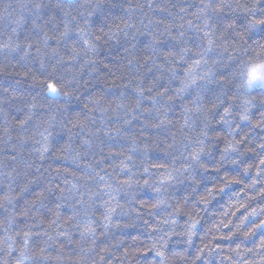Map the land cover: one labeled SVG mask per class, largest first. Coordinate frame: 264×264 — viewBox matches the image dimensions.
<instances>
[{
	"label": "snow or ice",
	"instance_id": "obj_1",
	"mask_svg": "<svg viewBox=\"0 0 264 264\" xmlns=\"http://www.w3.org/2000/svg\"><path fill=\"white\" fill-rule=\"evenodd\" d=\"M29 5L31 19L23 14V9ZM72 7L75 5L61 3L59 0L57 3H45V0H28L26 3H20L19 8H14L12 3L5 4L2 11L8 14L11 30L7 33L0 31V76L18 77L17 82L31 79L33 85H43L49 94H58L59 88L56 79L38 78V74H33L28 65L22 62L31 58L32 63H39L41 69H45L47 67L46 58L57 56V64L71 65L82 55V50L76 47L81 41L87 47L95 48V44L83 39L86 34V22L80 23L77 21V17L72 16L71 20L76 21V26L73 27L69 21L57 17V10L67 17L70 13L64 9ZM149 7H151V0H149ZM238 7L240 6H234V0H198V3L195 4V11L190 13L187 8L180 9L186 14L180 17L182 23L174 26L167 20H157L156 23L164 26L168 39L164 40L153 34L146 46L137 49V45L133 43L130 48L125 49L130 54L127 64L130 67L138 60L142 61L141 68L145 64H152L162 72L168 73L170 80L176 79L175 73L182 70L185 76L179 78V86L171 89V92L168 86H157L158 81L163 78L158 76L149 86L145 87L142 75L129 78L125 75L126 67L118 64H105L107 76L102 77L105 90L89 101L90 104L96 106L95 108H89L88 104H84L83 107L89 112L99 110L101 114L110 110L113 116L108 119L111 120L115 117L116 120H122V123L109 125L102 119V127L92 130L88 128L87 122L81 118L79 113L67 121V125H70L68 129L70 133L72 129L79 128L87 130L90 137L100 138L97 147H101L102 151L106 149V152L97 163H104L105 159L110 160L113 157L119 158L117 167L123 172L131 171L128 161L132 160L133 156L129 153L137 152V145L141 141H143V146L139 149V153L156 151L160 153L159 157L151 159L150 165L143 167L144 194L147 198H143L142 195L137 196L135 192L129 193L128 198L135 202L132 211L135 212L136 218L141 220L151 233L162 232L168 236V240L164 241L162 245L154 241L151 245L144 244L143 247H138L137 245L142 244V241L138 236H133L132 244L122 249L124 256H129L130 253L134 257L154 255L159 259L160 264L177 258L186 264H264V103L260 109L253 110L246 107L251 104V101L243 100L240 105L241 111L238 113L241 123L234 125L230 118L234 115L233 108L236 97L227 90V76L212 71L216 64L221 63V55L216 51L217 48L231 57L229 37L232 34L237 36L240 34L237 30L238 25H244L250 33L259 30L264 34V0H247L243 6L245 11L240 13L237 12ZM159 10L165 11L164 8ZM132 11L134 12L135 8ZM88 15H91V12ZM189 15L194 19L186 20ZM108 27L111 31L109 38L116 36L117 33L112 31L113 25L110 24ZM115 27L125 34L128 29H136V33L140 35H149L127 21H123V27L120 25H115ZM173 29L176 30L175 34H173ZM189 30L195 31L197 35L189 36ZM104 35H109V33H104ZM134 38L135 36H133ZM95 39L100 41L102 37L97 35ZM61 44H64L71 53L67 58L61 54ZM205 53L209 55L206 56ZM84 55L86 56L87 53ZM189 56L191 57L190 61L187 59ZM210 60L211 67L199 78L193 75L196 69L202 64H209ZM85 63L96 64L97 61L89 58ZM182 63L187 65L184 69L178 67ZM52 71H56L55 67ZM66 71L71 72V67H68ZM95 71L97 69H93V72ZM206 77L207 79H205ZM198 79L204 83L199 91L193 94L192 100L182 105L183 112L180 114V119L170 118L169 113L172 112V109L169 106L187 94L188 90L197 84ZM125 80L126 83H117ZM133 80L136 81L135 84H133ZM257 85L264 89V64L255 65L248 71L247 88L252 89ZM154 87L155 91H153ZM121 89L127 91H121ZM4 91L6 93L4 103L12 105L13 101H25V104L24 109L18 105L14 106L20 113L15 116L3 108H0V112H3L6 119L14 120L16 127L20 129L27 127L36 110L42 107L37 102V95L34 93L26 95L23 91L14 88H5ZM111 92H115V95H106ZM146 93L150 95H146ZM258 94L264 96V91ZM121 112L124 114L122 117ZM137 112L141 115L137 116ZM194 116L201 117L202 126L195 135H192L186 129H191L193 122L191 118ZM141 117H147V119H141ZM55 119L56 117L53 115L47 121L40 119L35 121L36 127L42 129L39 132L42 140L36 141L40 144L37 151L41 161L50 151L49 129ZM213 119L215 120L214 125ZM135 121L140 123L135 124ZM243 124H247L248 127H242ZM67 125L62 124L64 127ZM171 127L177 129L176 132L171 133L172 143L153 134L154 132L158 133L160 129ZM145 128L152 131L145 132ZM122 133L123 135H121ZM178 133L183 137L180 141L176 139ZM105 138L114 142L107 143ZM158 139L165 144V148L159 147V144L156 143ZM70 141L71 134L69 142L64 143L60 152L55 156L57 160H66L68 157L63 153L73 152ZM121 141H126V143ZM81 143L91 147L93 141L83 139ZM171 148L179 149L181 155H173L171 159H168L167 149ZM80 155L79 150H75L72 159L78 160ZM8 159L15 160L16 157L9 156ZM177 160H180L181 163L177 164ZM229 164L233 166L234 171L225 170V166ZM84 167L92 169L93 166L87 163L84 164ZM54 171L58 175L61 172L65 175H75L69 169L62 167H57ZM103 171L106 169L96 171L94 178L105 180V177L101 175ZM210 173L216 174L214 179ZM135 175L134 173L133 176L120 179L118 183L131 185ZM153 175L157 177L154 187L151 186ZM0 176H6L8 180L13 179L11 172L0 173ZM29 183H35V181L30 180ZM66 183L71 182L67 181ZM136 183L139 184L140 181L137 180ZM178 185H183V189L181 190ZM240 185L242 188L233 187ZM24 187L27 190L28 186ZM111 187L110 184H105L101 191H108ZM72 188L78 189V186L72 184ZM46 192L58 193L56 199L60 200L64 195L65 188L60 184H56L54 187L46 186L36 192L34 198L26 203L30 207L42 204L47 199ZM177 192L181 194L177 195ZM99 195V192L89 189L88 201L95 202ZM217 196L226 197L225 203L227 204V210L222 211L218 219L215 210L208 207ZM169 198L173 199L175 204H169ZM18 199L19 197L14 195L11 190V184L0 186V227H4L5 224L16 225L18 231L15 235L21 237L25 244L30 243L39 250L44 259H47L48 257L44 255L46 249L42 247V244L54 240L53 233L56 236H63L76 217L73 215L64 218L56 206H51L48 208L50 215L46 217L34 216L31 219L36 222L27 224L29 209L15 207L13 201ZM80 201L85 205L82 211L86 223L82 227L79 223L73 226L81 228V240L87 236H95L97 233V225L90 218L89 209H92L91 215H95L96 221H99V225L105 229L112 227L123 233L125 229L135 227L134 223L129 224L123 219V216L126 215L124 205L115 197L102 199L96 207L85 201L83 196L80 197ZM252 201H257L256 207H251ZM9 206L14 207L15 215L9 211ZM168 208H171L172 211L168 212ZM118 212L120 213L119 217L117 216ZM201 212L211 213V226L207 228L210 239L202 238V246L197 248L196 254L190 260L189 255L185 254L184 248H180L179 245L186 244L190 247L193 244V238L197 235V230L203 219ZM237 212L241 213L236 218L238 222L227 219L229 216L236 217ZM145 217L152 219L149 220ZM181 219L186 221L183 231L184 239L182 242L176 241L174 245L170 244L172 237L179 235L175 226L180 224ZM152 220H155V223H152ZM161 225L169 226L167 231ZM33 229H39V231H33ZM224 229L228 230L227 233L223 232ZM4 231L7 232L8 228L4 227ZM257 233L260 234L258 241L253 239ZM42 237L47 239L42 240ZM238 237H242V239L236 242L234 238ZM113 238L115 239V236ZM7 239L13 241L14 237L8 235ZM217 241H230L235 246L225 249ZM247 241H252L251 247L246 246ZM4 244V239L0 238V248H3ZM11 247L12 245L9 244V251H11ZM99 247L101 252H109L107 246L101 244ZM116 258L120 259V257ZM100 261L101 264H110V262H106L104 255H100ZM0 264H7V261L0 260Z\"/></svg>",
	"mask_w": 264,
	"mask_h": 264
},
{
	"label": "clouds",
	"instance_id": "obj_2",
	"mask_svg": "<svg viewBox=\"0 0 264 264\" xmlns=\"http://www.w3.org/2000/svg\"><path fill=\"white\" fill-rule=\"evenodd\" d=\"M49 2L57 3L58 0H45V3ZM59 2L73 4L75 7L64 9V11L70 13L67 17L63 16V13L57 10V17L69 21L73 27L76 26V21L71 20L72 16L77 17V21L80 23L86 22V34L83 36V39H87L95 44V48H89L81 41L76 47L82 50V55L71 65L57 64V56H49L46 58L47 67L45 69H41L39 63H32L31 58L22 62L28 65L33 74H38V78L50 77L56 79L59 88V92L56 95L49 94L43 85H33L31 79L17 82L14 76H9L12 77V81L9 82V77L0 76V108L10 112L12 116L20 114L14 106L18 105L21 109H24L25 101H13L12 105L4 103V98L6 97L5 88H14L23 91L26 95L28 93H34L37 95V102L42 105V107L36 110L33 119L28 122L27 127L23 129L16 127L14 120L10 118L6 119L3 112H0V173L11 172L13 177L12 180H8L6 176H0V186L11 184L13 194L19 197L18 200L13 201V205L15 207L29 209L27 224L36 222L31 219L34 216L46 217L50 215L48 208L51 206H56L64 218L73 215L76 218L68 226V230L63 236H56L53 233L54 240L42 244V247L46 249L44 255L48 257L47 259L43 258L38 249L34 248L30 243L25 244L21 237L15 235L18 231L16 225L5 224L4 227L8 228L7 232L4 231V227H0V238H3L5 241L4 247L0 248V260H6L7 264H101L100 255H104L106 262H110V264H160L159 259L154 255L151 257H134L130 253L129 256H124L122 249L125 247V244L119 238L123 233L116 228L110 227L105 229L99 225V221H96L95 215H91L92 209H89V214L90 218L97 225V233L95 236H87L81 240V228L73 226L79 223L82 227L86 223V218L82 211L85 205L81 203L80 197L83 196L84 200L88 201V191L91 189L93 192L100 193L96 197L95 202L88 201L93 207H96L102 199L106 200L115 197L124 205L126 215L123 216V219L129 224L134 223L135 227L144 228L147 231V226L143 222L139 223L141 220H138L135 212L132 211L135 207V202L129 200L128 194L132 192H135L137 196L144 194L143 167L150 165L153 157H159V151L144 154L139 153V149L143 146V141H141L137 145V152L129 153L133 156V159L128 161L131 171L123 172L117 167L119 158L113 157L110 160L105 159L104 163H97L106 152V149L102 151L101 147H97L100 143V138L90 137L88 136L87 130H81L79 128L72 129L70 133L68 130L70 125H67V121L79 113L81 118L87 122L88 128L92 130L102 127V119L109 125L122 123V120H116L115 117L111 120L108 119V117L113 116L110 110L101 114L99 110L89 112L83 107L84 104H88L89 108H95L96 106L90 104L89 101L92 97L105 90V85L102 80V77L107 76V71L104 68L105 64H118L126 67L127 72L125 75L129 78L142 75L144 80L143 86L145 87L149 86L158 76L163 78L158 81L157 86H168L170 92L171 89L178 87L179 78L185 76L182 70L175 73L176 79L170 80L168 73L162 72L161 69L156 68L152 64H145L141 68L140 63L142 61L138 60L129 67L127 61L130 54L125 49L130 48L133 43L146 46L153 34L161 39L167 40L168 36L164 26L156 23L157 19H153V17H159L158 20H167L175 26L177 24V18L180 20L181 16L186 15L180 9H195L196 2L195 0H151V7H149V0H59ZM246 2L247 0H234V6H240L237 8L238 13L245 11L243 6ZM133 8H135L134 12L132 11ZM160 8H164L165 11H160ZM29 9L30 5L23 9V14L31 19ZM173 9L177 11H173ZM89 12H91V15H88ZM97 16L103 17L102 23L97 24L94 21L93 17ZM0 20H2V23H0V31L4 33L9 32L11 30L9 18L3 17ZM114 20L132 23L136 25L137 29L149 35L143 36L136 33V29H128L126 30L127 34L123 32L122 40L117 36L109 38L111 31L108 25ZM137 21L139 22L138 24L136 23ZM141 25L142 27H140ZM237 30L240 33L238 36L232 34L229 37L231 57H228L226 53H223L221 49L217 48L216 51L221 55V63L216 64L212 68L213 72L227 76V90L236 97L233 108L234 115L230 118L234 125L241 123L238 113L241 111L240 105L243 100H250L251 104L246 107L252 108L253 110L260 109L262 103H264V96L258 94L264 91V89H261L258 85L252 89L246 86L249 69L255 65L264 64V34L259 30L250 33L244 25H238ZM104 33H109V35H104ZM97 35L102 37L100 41H96L95 37ZM188 35L196 36L197 33L189 30ZM133 36H135L134 39ZM140 37H144V39L141 40ZM137 49L139 48L137 47ZM84 53H87V55L85 56ZM61 54L65 58L71 55L64 44H61ZM205 55L208 56L209 54L205 53ZM89 58L95 59L97 63L86 64L85 61ZM187 59L190 61L191 57L189 56ZM186 66V64L182 63L178 67L184 69ZM53 67L56 69L55 72L52 71ZM68 67H71V72L66 71ZM209 67H211V60L207 65L202 64L194 71L193 75L199 78ZM149 68H151V71H149ZM93 69H97V71L93 72ZM135 83L136 81L133 80V84ZM203 83L204 81L198 79L197 84L189 89L187 94L183 95L182 98H178L175 104L169 106L172 109V112L169 113L170 118L177 120L175 118L177 113H179L180 118V114L183 112L182 105L192 100L193 94L199 91ZM22 85H27L28 87L25 88ZM209 86L211 87V85ZM155 90L154 87L153 91ZM121 91L126 90L121 89ZM106 95L114 96L115 92L106 93ZM146 95L150 94L146 93ZM145 103L147 104V101ZM53 115L56 119L52 121V126L49 129L50 151L46 154V158L41 161L39 159L40 154L37 151L40 144L36 143V141L42 140V137L39 135L42 129L36 127L35 121L37 119L47 121ZM120 115L122 117L124 115L123 112ZM136 115L140 116L141 114L137 112ZM141 119H147V117H141ZM191 120L193 121L191 129H186V131H190L192 135H195L202 126L201 117L194 116ZM134 123L139 124L140 122L135 121ZM212 123L213 125L215 124L214 119ZM62 124L67 125V127L62 126ZM242 127L247 128L248 125L243 124ZM151 131V129L145 128V132ZM176 131V127H171L169 129H160L158 133L154 132L153 134L159 135L168 143H172L171 133ZM70 134L73 152L63 153L68 159L57 160L55 156L60 152L61 146L69 142ZM29 137L31 139H28ZM83 139H91L93 141L92 146L89 147L87 144H82L81 141ZM176 139L180 141L183 137L178 133ZM105 140L107 143L114 142L107 140V138ZM121 142L126 143V141ZM156 143L159 144L160 148H165V144L161 140H156ZM75 150H79L81 154L78 160L72 159ZM167 151L168 159H171L173 155H181L180 150L177 148L167 149ZM9 156H15L16 159L9 160ZM87 163L92 164V169L84 167V164ZM176 163L179 164L181 161L177 160ZM57 167L69 169L75 175H65L63 172L58 175L54 171ZM101 169H106V171L101 172V175L105 177L103 181L94 178L95 172ZM134 173L136 175L133 177L131 185L118 183L120 179L133 176ZM156 179L157 177L153 175L151 186H156ZM30 180L35 181V183L30 184ZM137 180L140 181L139 184L136 183ZM67 181L71 183H66ZM56 184H60L65 188L64 195L60 200L56 199V196L59 195L58 193L46 192L47 199L42 204L30 207L26 203L33 199L34 194L42 188L46 186L54 187ZM72 184L77 185L78 189L72 188ZM105 184H110L112 186L111 189L101 191ZM25 185L28 186L27 190L24 187ZM173 191L175 190L173 189ZM113 202L115 203L116 201L114 200ZM168 203L175 204V201L169 198ZM167 210L168 212L172 211L171 208ZM9 211L13 215L16 214L13 206H9ZM161 212L163 213V210ZM77 213L79 215H76ZM117 216H120L119 212ZM145 218L148 219L151 217ZM152 223H155V220H152ZM161 227L167 231L169 226L161 225ZM175 227L176 232L179 234L176 236L183 238L186 221ZM33 231H39V229H33ZM8 235H12L14 240L9 241L7 239ZM148 235L151 242L142 241L143 245H151L154 241L162 245L164 241L168 240V236L162 232H148ZM114 236L115 239L113 238ZM41 239L46 240L47 238L42 237ZM177 241L182 242L183 239ZM9 244L12 245L11 251L8 248ZM101 244L107 246L109 252H101L99 247ZM129 245L131 244L127 246ZM137 246L140 247V244ZM184 252L186 255L188 254L187 248H184ZM116 257H120V259ZM164 264H186V262L180 261L177 258L175 260L170 259L164 262Z\"/></svg>",
	"mask_w": 264,
	"mask_h": 264
},
{
	"label": "trees",
	"instance_id": "obj_3",
	"mask_svg": "<svg viewBox=\"0 0 264 264\" xmlns=\"http://www.w3.org/2000/svg\"><path fill=\"white\" fill-rule=\"evenodd\" d=\"M26 3L28 2V0H0V17H7V13L3 12V6L7 3H12L14 8H19L20 3ZM196 3H198V0H195ZM170 6V4H169ZM147 10V9H145ZM173 11H177L176 9H173ZM195 11V9H189V12H193ZM94 21L97 24L102 23L103 21V17L101 16H97V17H93ZM153 19H159V17H153ZM187 19H194L193 17H191L190 15L186 17ZM183 21H180L177 18V24L182 23ZM0 23H2V20H0ZM137 24L139 23L138 21L136 22ZM111 24L113 25L112 27V31L117 33V37L120 38L121 40L123 39V32H120L115 25H120V27H123V22L120 20H114L113 22H111ZM142 27V25L140 26ZM175 29H173V34H175ZM141 40L144 39V37H140ZM113 43H115V41H113ZM191 43V42H190ZM138 48H141L142 45L141 44H137ZM9 82L12 81V77H9ZM16 79H19L18 77ZM127 81H118L117 83H126ZM23 87L27 88V85H22ZM127 91V90H126ZM175 118L177 120H179V113L176 114ZM182 123V121H181ZM222 147V145H221ZM225 170L227 171H234L233 166L232 165H226L225 166ZM210 175L213 177V179L215 178V173H210ZM211 187V184L209 185ZM234 188H242V185L240 186H233ZM179 188L182 190L183 189V185L179 186ZM181 193L178 192L177 195H180ZM251 194V191H250ZM143 198H147L146 194H142ZM226 197L223 196H217L215 200L212 201V203L208 206L210 209L215 210L216 213V218L218 219L221 215L222 211L227 210V204L225 203ZM257 205V201H252L251 202V207H256ZM138 207V205H137ZM250 210V209H249ZM232 211H235V209H232ZM243 211V210H242ZM241 215L240 212L236 213V217H231L229 216L227 219H233L236 222H238V220L236 218H238ZM201 217L203 218L201 220V226L198 228L197 230V235L193 238V244L189 247L186 244H181L179 245L180 248H187L188 250V255H189V259L191 260L194 255L196 254V250L198 247L202 246L201 240L202 238H207L210 239V236L207 233V228L211 226V213H206V212H201ZM149 220H151V218H148ZM186 219V218H184ZM184 219H181L180 224L184 223ZM139 223H142V221H140ZM227 229H224L223 232L227 233ZM148 232H150V229H148L147 231H145L144 228H138V227H129L127 229L124 230L123 235L120 236L119 238L122 239L124 241L125 247H127L128 244H132V237L133 236H138L140 241H144V242H151L150 241V237L148 235ZM260 238V234L257 233V236L254 237V240H257ZM184 239V237H178V236H173L172 237V241H170V244H175V242L177 240H181ZM236 240V242H239V240L242 239V237H238V238H234ZM217 243H220L222 247H224L225 249H228L229 247H234V243L230 242V241H217ZM246 246L247 247H251L252 246V241H247L246 242ZM140 247H143V244H140Z\"/></svg>",
	"mask_w": 264,
	"mask_h": 264
}]
</instances>
